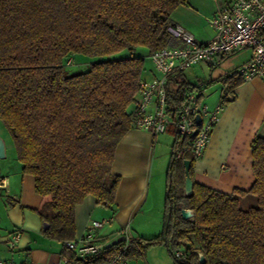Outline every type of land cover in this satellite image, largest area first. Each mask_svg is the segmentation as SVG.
<instances>
[{"label":"trees","instance_id":"obj_1","mask_svg":"<svg viewBox=\"0 0 264 264\" xmlns=\"http://www.w3.org/2000/svg\"><path fill=\"white\" fill-rule=\"evenodd\" d=\"M187 0H0V119L41 196L36 212L54 240H73L74 210L87 195L114 204L120 175L112 172L116 147L132 128L130 108L144 70L142 56H112L144 47L148 55L181 41L168 30L171 14ZM69 57L91 59L70 73ZM244 79L236 72L224 83L231 91ZM199 86L180 72L166 81L168 112L174 115ZM234 98V96H233ZM230 100L226 93L222 104ZM165 175L161 233L132 239L127 258L145 245L163 243L174 264H264V136L251 141L254 180L247 190L226 193L193 178L196 158L179 154L188 139L173 127ZM190 160L192 192H184L183 161ZM253 195L256 204L241 207ZM182 208L193 215L183 219ZM185 246V257L174 251ZM121 242L89 260L109 261ZM64 252L71 253L66 247ZM199 253L204 257L200 262Z\"/></svg>","mask_w":264,"mask_h":264},{"label":"crops","instance_id":"obj_2","mask_svg":"<svg viewBox=\"0 0 264 264\" xmlns=\"http://www.w3.org/2000/svg\"><path fill=\"white\" fill-rule=\"evenodd\" d=\"M226 2L187 0L173 10L172 23L181 26L198 41L207 42L215 33L208 18ZM249 56L250 51L242 49L218 57L209 64L215 67L221 60L234 59L237 69ZM148 75L153 77L157 73L154 69L145 71L142 78ZM222 88V94L208 103L205 98L209 94L204 92V102L208 108L213 109L221 102V97L227 92L226 84ZM231 92L234 98H228L230 101L223 104L208 144L193 168L196 182L226 193L234 188L247 190L251 186L254 180L251 141L257 134L264 136V81L258 77L244 79ZM0 136L5 143V156L0 158V180L4 184L0 186V259H9L16 264H58L66 254L64 244L47 237L42 231L43 223L36 212L41 196L35 191L34 176L22 172L12 138L1 119ZM155 139L156 136L149 131L133 127L122 137L112 164V172L120 175L114 204L111 207L99 206L92 195H87L74 210V239L84 236L91 220H108V224L114 222L117 227L107 231L101 228L98 236L100 240L111 241L116 238L117 231L125 224L129 225L135 216L151 214L155 207V188L161 190L160 178L155 179L156 174L150 164ZM109 209L113 210L112 214ZM15 230H20L21 234L16 246L10 249L8 241ZM129 264L151 262L147 256H139L130 257Z\"/></svg>","mask_w":264,"mask_h":264},{"label":"built area","instance_id":"obj_3","mask_svg":"<svg viewBox=\"0 0 264 264\" xmlns=\"http://www.w3.org/2000/svg\"><path fill=\"white\" fill-rule=\"evenodd\" d=\"M208 22L215 33L207 42L198 41L179 25L169 26L170 33L181 43L161 47L149 54L159 74L139 81L129 113L132 127L145 129L154 136L165 132L168 125L175 127L180 135L188 139L187 144L180 146L179 154L190 151L196 160L208 144L223 104L220 102L213 109L208 108L204 102L206 94L198 88L187 93L183 106L172 115L167 110V78L198 63H212L218 57L248 49L249 58L235 72L243 79L258 77L264 81V0H227L208 18ZM226 97L232 99V92L227 91ZM196 114L200 116L199 124L195 120ZM3 185L0 180V186ZM108 223V220H91L83 237L65 241L64 247L73 254H64L58 264H129L126 254L132 237L128 226H122L117 231L116 237L122 236L123 239L118 252L109 261L95 263L89 260L109 242L100 240L98 236L99 230ZM20 234V230L11 234L8 241L10 249L16 246ZM174 255L184 258L185 252L177 249ZM0 264L16 263L0 259Z\"/></svg>","mask_w":264,"mask_h":264},{"label":"rangeland","instance_id":"obj_4","mask_svg":"<svg viewBox=\"0 0 264 264\" xmlns=\"http://www.w3.org/2000/svg\"><path fill=\"white\" fill-rule=\"evenodd\" d=\"M128 57V56H142L144 58V70L143 72H149L154 69L157 75L159 74L154 67L152 61L149 59L148 51L144 47L135 48L132 52L123 50L112 56ZM238 59V58H236ZM91 59L69 57L65 61L66 69L70 73H76L85 71L91 64ZM236 65L234 59L228 60V58L221 60L215 67L208 62L198 63L184 71V75L192 82L199 86L200 90L209 94L205 99L208 101L214 100L222 94V87L224 80L235 73ZM235 69V70H234ZM149 75L146 76V80L151 79ZM134 128V127H133ZM174 142V133L171 125H168L165 132L156 135L154 142V154L150 159V164L153 165L155 179L161 181V190L158 188L154 191L155 207L151 211V214H139L135 216L128 224L131 232V237L135 239L152 238L158 236L163 228L162 214L163 204L165 196V174L170 160V153ZM149 164V165H150ZM157 176V177H156ZM256 204V199L253 195H248L241 201V207L245 208L250 205ZM101 206L102 204H99ZM103 206V205H102ZM104 208V207H103ZM111 209L109 213L112 214ZM191 218V217H190ZM116 226V223L111 222L103 226L105 231L110 230ZM178 250L184 251L186 248L184 245L177 247ZM151 264H174L172 256L163 243L145 245L141 258L146 257Z\"/></svg>","mask_w":264,"mask_h":264},{"label":"water","instance_id":"obj_5","mask_svg":"<svg viewBox=\"0 0 264 264\" xmlns=\"http://www.w3.org/2000/svg\"><path fill=\"white\" fill-rule=\"evenodd\" d=\"M195 120L197 124L200 123V116L198 114L195 115ZM4 156H5V143H4V140L0 136V158H3ZM183 164H184V171H185L184 192L186 195H189L192 192V178L189 173L190 160L185 159L183 161ZM180 214L183 219H189L190 217H192L193 211L190 209L182 208L180 211ZM43 228L44 229L48 228V224L43 223ZM122 239H123L122 236L116 237L112 239L111 241L107 242L106 245L110 246V245L116 244L118 242H121ZM199 258H200V262L204 261V257L201 253H199Z\"/></svg>","mask_w":264,"mask_h":264}]
</instances>
